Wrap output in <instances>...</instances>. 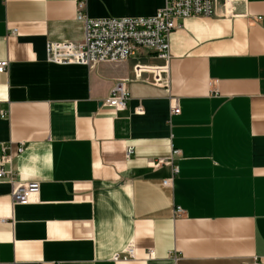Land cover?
Instances as JSON below:
<instances>
[{
	"label": "crops",
	"instance_id": "obj_1",
	"mask_svg": "<svg viewBox=\"0 0 264 264\" xmlns=\"http://www.w3.org/2000/svg\"><path fill=\"white\" fill-rule=\"evenodd\" d=\"M80 3L88 19L165 7L0 0V167L38 184L36 201L16 204L0 180V264H264V0L181 21L168 64L49 63V42L82 39ZM135 65H167L163 86ZM120 81L129 99L116 112L102 102ZM129 246L135 258L114 262Z\"/></svg>",
	"mask_w": 264,
	"mask_h": 264
},
{
	"label": "built area",
	"instance_id": "obj_2",
	"mask_svg": "<svg viewBox=\"0 0 264 264\" xmlns=\"http://www.w3.org/2000/svg\"><path fill=\"white\" fill-rule=\"evenodd\" d=\"M241 0H165V7L152 17L122 18V19H88L84 13V4L77 7L76 23L82 29V39L78 42L52 41L46 46V58L49 63L69 66H91L95 64H120L141 53H148L168 64L169 37L181 28L180 22L193 17L234 18L236 4ZM218 5L221 12L218 11ZM259 20V19H258ZM7 63H0V74L6 72ZM167 65L150 69L141 65L134 66V74L150 72L154 84L163 86L161 75L167 73ZM129 99L127 82H117L109 96L102 102L104 107L121 112L126 109ZM170 116L180 114L178 99H169ZM5 150V149H4ZM22 146L18 153H22ZM132 149L127 150V157ZM176 154V153H175ZM158 166V165H156ZM174 172H177L175 169ZM8 178L12 185L11 197L16 204H27L36 201L38 184H19L12 178L11 171L0 167V180ZM171 180L163 181L164 186H170ZM180 209L176 215H181ZM135 258V251L129 246L124 252L113 257L114 262ZM253 264H260L254 261Z\"/></svg>",
	"mask_w": 264,
	"mask_h": 264
}]
</instances>
